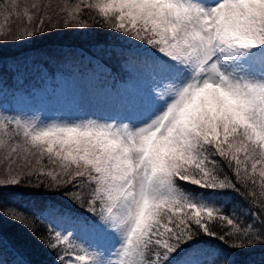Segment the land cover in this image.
<instances>
[{"label":"snow or ice","instance_id":"1","mask_svg":"<svg viewBox=\"0 0 264 264\" xmlns=\"http://www.w3.org/2000/svg\"><path fill=\"white\" fill-rule=\"evenodd\" d=\"M0 18V95L55 82L119 106L45 121L0 104V220L43 224L53 264H236L264 247V0H0ZM91 28L123 44L3 52ZM24 188L50 199L26 209Z\"/></svg>","mask_w":264,"mask_h":264},{"label":"trees","instance_id":"2","mask_svg":"<svg viewBox=\"0 0 264 264\" xmlns=\"http://www.w3.org/2000/svg\"><path fill=\"white\" fill-rule=\"evenodd\" d=\"M0 22H2V18H0ZM121 44H123V40L113 39L112 34L105 33L102 29L91 28L83 32L69 29L49 32L44 36H38L34 42L28 45L9 46L4 49L3 52L7 58H11L13 56H32L40 52H49L52 50L87 49L97 46H119ZM11 96V94L0 95V104L9 100ZM190 187L196 189V186ZM18 191L22 193V195L17 198V203L26 209L31 208L33 204L40 206L50 199L43 190L37 192L34 189L24 188ZM56 202L60 204L63 203L59 197L56 198ZM35 227L39 231L37 235H32L27 226H23L11 220H0V234H2L3 237L2 248L6 249V252L1 253V257L7 261L8 264H12L10 261L11 257H17L20 261L27 262V264H53V254L50 253L37 238V236L44 231L45 226L41 223H36ZM14 245L15 248L19 250L18 252L14 250ZM233 259L236 264H264V247L258 246L254 249L247 250L235 255Z\"/></svg>","mask_w":264,"mask_h":264},{"label":"rangeland","instance_id":"3","mask_svg":"<svg viewBox=\"0 0 264 264\" xmlns=\"http://www.w3.org/2000/svg\"><path fill=\"white\" fill-rule=\"evenodd\" d=\"M35 87L40 88L39 84ZM10 102V103H9ZM4 108L22 112L30 116H39L42 120L49 121L54 119H75L84 115H93L97 118L106 117L118 110L119 106L111 100L98 99L78 105L71 101V91L66 86L55 82L47 89H41L38 95L22 97L17 96L7 100L3 104ZM71 227V225H67ZM9 249V247H8ZM6 252L5 248L0 250ZM3 259V258H2ZM4 260V259H3ZM12 264L20 261L17 257L10 259Z\"/></svg>","mask_w":264,"mask_h":264}]
</instances>
